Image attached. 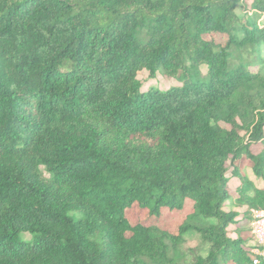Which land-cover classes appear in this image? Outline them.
Masks as SVG:
<instances>
[{"label":"trees","instance_id":"1","mask_svg":"<svg viewBox=\"0 0 264 264\" xmlns=\"http://www.w3.org/2000/svg\"><path fill=\"white\" fill-rule=\"evenodd\" d=\"M263 48L264 0H0V264H256Z\"/></svg>","mask_w":264,"mask_h":264},{"label":"rangeland","instance_id":"2","mask_svg":"<svg viewBox=\"0 0 264 264\" xmlns=\"http://www.w3.org/2000/svg\"><path fill=\"white\" fill-rule=\"evenodd\" d=\"M236 11L238 12L239 15H244L246 13L245 7H244V3L240 2L237 5ZM263 57H264V48H263ZM263 63V71H264V61ZM252 69H261V64H255L252 66ZM203 72H206V68H203ZM139 78L141 79L142 83H143V89H147L148 87H157L160 89H167L170 88L174 85H178L179 82L173 78L167 77L165 76L163 73H159L157 77L152 78L149 76V72H147L146 70L143 71L140 75ZM261 147V146H259ZM244 169H242V171H244L245 173H247L249 175L250 178H252L255 182L256 185L260 186V187H264V181L263 180H259L256 178V176L253 174L252 169H250L246 164L243 167ZM42 170L44 171V173L46 174V176H49V174L45 171V168L42 167ZM234 181L238 182V179H234ZM238 184V183H236ZM239 210V209H237ZM135 209L131 212L132 215H135L136 213ZM175 213L178 214V216L180 218H183L186 214L185 211L182 210H175ZM143 219L146 217L145 214H143ZM171 213L167 214V215H162L160 217L158 221V223H160V225H164L166 227L167 223L171 220ZM242 225L244 226V230L246 229L247 232V236L249 238V242H248V246L249 248H253L255 246V241L254 238L251 234L250 231V222H251V214H248L242 218L241 220ZM24 238H30L29 234H25ZM184 251L185 253L188 255V257L191 259L194 256V252L196 251V253H205V246H203L201 244V239L198 235H189L187 238L186 243L184 244Z\"/></svg>","mask_w":264,"mask_h":264},{"label":"built area","instance_id":"3","mask_svg":"<svg viewBox=\"0 0 264 264\" xmlns=\"http://www.w3.org/2000/svg\"><path fill=\"white\" fill-rule=\"evenodd\" d=\"M250 231L255 241L251 249L255 254L254 263H259L260 257H264V209L251 210Z\"/></svg>","mask_w":264,"mask_h":264}]
</instances>
